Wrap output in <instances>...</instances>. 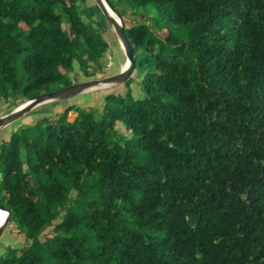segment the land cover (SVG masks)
Masks as SVG:
<instances>
[{"label":"trees","instance_id":"obj_1","mask_svg":"<svg viewBox=\"0 0 264 264\" xmlns=\"http://www.w3.org/2000/svg\"><path fill=\"white\" fill-rule=\"evenodd\" d=\"M110 2L139 15L144 94L130 76L100 107L0 133V203L25 240L0 264H264V0ZM89 6L0 0L4 112L103 72Z\"/></svg>","mask_w":264,"mask_h":264},{"label":"rangeland","instance_id":"obj_2","mask_svg":"<svg viewBox=\"0 0 264 264\" xmlns=\"http://www.w3.org/2000/svg\"><path fill=\"white\" fill-rule=\"evenodd\" d=\"M89 1V13L93 15V17L95 18L97 24L99 25L100 29H101V33L103 34L104 38H106L108 40L109 43V49L107 50L106 56H110L113 61L114 64L113 66L108 69V70H103L96 72V74L92 77H85V76H80L79 80H84V79H89V78H95V77H101L110 73H114L116 71L119 70V68L121 67V65L124 63L125 61V55L121 49V46L117 40V38L115 37V35L113 34L111 28L109 27V25L106 22V19L104 18V15L102 14L101 10L99 9L98 5L95 3V1L92 0H88ZM124 20H130L132 18L138 17V14H133L130 13L129 11H125L124 10V14L122 15ZM158 33L160 35H164L166 33V29H161L158 31ZM143 75V72L141 71V69H139L138 67L134 69L132 75H131V83H130V89L132 91V93L134 94V96L136 97H140L143 96V90L141 89V85H140V79ZM79 76V72L76 69L73 75V82L79 81L77 80ZM114 85V86H112ZM120 87V86H124V82L121 83H115V84H111L108 85L106 87H101V88H97L94 90H90L87 92H83V93H79V94H75V95H71L68 97H64L61 99H54L52 101H48L45 103H41L37 106H35L34 108H32L29 112H27L26 114H24L22 117H20L18 120H15L13 122H11L10 124L4 126L3 128L0 129V133H6L4 134V136L6 137V135H8V132H10L14 127H17L20 123H33L34 120L38 117H42V116H50V120L54 118L55 115H57L65 106H67L70 103H75V104H90L93 106H97L100 107L102 104V99H103V95L102 92L104 89H112L114 87ZM22 102V101H21ZM20 102V103H21ZM19 104V102L17 103V105ZM6 113L4 112V106H0V115ZM76 115V112L74 110H70L68 112V119H73ZM115 123V126L117 128H122V125L120 122L117 121H112ZM42 128V126H38V129ZM20 171L21 173L26 176L28 175V171L26 169V165L24 163L20 164ZM61 213H63V208L60 209ZM51 226L46 228L40 235V237L42 239H44V237L48 234H50L49 230H50ZM25 240L22 236V234L18 233L17 230L15 229L13 223H10L9 226L5 227V229L3 230L1 236H0V253L3 252L7 245H11V246H18V245H22L24 244Z\"/></svg>","mask_w":264,"mask_h":264},{"label":"water","instance_id":"obj_3","mask_svg":"<svg viewBox=\"0 0 264 264\" xmlns=\"http://www.w3.org/2000/svg\"><path fill=\"white\" fill-rule=\"evenodd\" d=\"M104 15L107 24L111 28L113 34L117 38L121 49L125 55V61L118 71L101 77L89 78L72 82L68 85L53 88L40 92L34 96L25 98L21 103L13 107L6 113L0 115V128L10 124L29 112L35 106L61 99L71 95L87 92L101 87H106L111 84L125 82L135 69V52L133 44L124 29V19L119 11L112 5L110 0H94ZM0 209L5 211V216L0 222V236L8 224L12 210L10 207L0 203Z\"/></svg>","mask_w":264,"mask_h":264},{"label":"built area","instance_id":"obj_4","mask_svg":"<svg viewBox=\"0 0 264 264\" xmlns=\"http://www.w3.org/2000/svg\"><path fill=\"white\" fill-rule=\"evenodd\" d=\"M114 64L113 59L110 56H106V61H105V65H104V69L108 70L110 69Z\"/></svg>","mask_w":264,"mask_h":264},{"label":"bare ground","instance_id":"obj_5","mask_svg":"<svg viewBox=\"0 0 264 264\" xmlns=\"http://www.w3.org/2000/svg\"><path fill=\"white\" fill-rule=\"evenodd\" d=\"M5 216V211L0 209V222L3 220Z\"/></svg>","mask_w":264,"mask_h":264}]
</instances>
